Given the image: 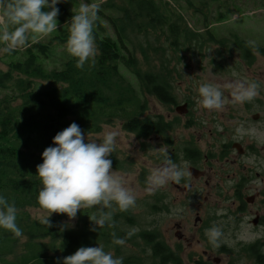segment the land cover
Here are the masks:
<instances>
[{
    "label": "trees",
    "instance_id": "1",
    "mask_svg": "<svg viewBox=\"0 0 264 264\" xmlns=\"http://www.w3.org/2000/svg\"><path fill=\"white\" fill-rule=\"evenodd\" d=\"M121 2L124 3L110 1L102 4V8L112 12L108 19L114 35L105 34L96 22L94 36L99 54L94 65L86 64L82 70L77 69L72 57L62 70L49 71L39 64V59L50 58L52 43L38 42L23 52L22 60L10 62L7 71L0 69V194L15 203L17 224L27 238L24 253L17 257V261L9 263L5 259L14 254L19 239L0 230V264H57L58 258L72 255L80 247L98 245L105 251H114V256L123 257L124 264H184L181 246L172 249L155 228L135 232L126 243L140 248L143 257L126 255L124 246L111 243L112 231L123 235L127 232L126 227L138 226L132 207L128 211L117 210L114 213L117 229L103 228L95 232L90 231L93 224L89 220V216L95 214L93 208L78 211L76 231L68 229L66 214L53 213V218H49L53 225L51 228L23 215L29 208L43 210L36 202L41 187L36 167L43 162L42 152L54 146V136L71 123L75 122L84 133L89 132L92 136L100 134L104 125L120 120L123 129L138 139L163 137L169 147L173 145L170 135L182 126L180 117L167 120L162 116H146L147 98H155L163 105H176L174 80L179 72L171 67L170 62L180 51L201 48L205 42L200 34L187 28L182 16L173 13L167 3H164L165 7L159 0ZM57 7L70 13L63 4ZM102 8H99V16L105 15ZM152 34L157 35L154 37L157 42L162 39L164 43L169 42L173 58L167 60V51L153 46ZM61 36L63 38L59 36L56 39L66 42L65 30ZM219 43L225 44L224 41ZM239 47L242 58L251 66L254 58L247 44L241 43ZM257 52L264 55V48L257 49ZM125 72L134 77L137 87ZM37 81L48 83L50 87L37 90ZM192 126L190 121L184 127ZM174 149L178 154L185 153L188 160L192 159L191 153L199 154V159H202L194 141ZM109 159L114 169H123L114 156ZM145 180L146 175L141 174V187L146 186ZM164 198L160 194L155 196L154 203L149 205L152 213L169 211ZM238 199L241 201L242 198ZM46 240L50 242L46 243ZM240 245L237 255L246 256L255 264H264L262 241ZM227 253H232V250ZM195 264L211 263L201 260Z\"/></svg>",
    "mask_w": 264,
    "mask_h": 264
},
{
    "label": "rangeland",
    "instance_id": "2",
    "mask_svg": "<svg viewBox=\"0 0 264 264\" xmlns=\"http://www.w3.org/2000/svg\"><path fill=\"white\" fill-rule=\"evenodd\" d=\"M110 1L124 3L121 0H68L62 3L70 13L59 11L57 30L39 41L43 44L52 43L50 58L48 60L40 58L39 64L49 71L62 70L72 57L65 50V42L62 43L56 38L62 37V30H65L68 36L71 17L81 3H97L99 8H102V4ZM159 1L167 3L173 13L181 15L187 28L200 34L202 41L205 42L201 48L182 50L173 58L169 42L164 43L163 39L157 42L154 38L157 37L156 34H152L151 37L154 47H162L167 51L165 56L167 60L173 58L170 62L171 67L179 73L175 74L174 80L177 104L163 105L155 98H147L146 116H162L167 120H173L175 117L182 119V126L170 135L173 145L169 147L165 138L158 136L138 139L123 129L120 120L104 125L100 134L92 135L90 138H102L105 130L119 131L118 146L112 156L120 161L123 169L119 171L113 166L112 169L124 178L126 186L136 195V203L132 207L139 222L135 228L136 232L145 228L157 229L172 249L181 246L184 264H195L201 260L211 264H217V261L218 264H255L252 259L237 254L241 243L252 244L258 240L264 243V225H252L257 213L264 216V55L257 52V49L264 48V0ZM102 9L105 15H98L97 22L105 30V34L113 36L114 32L108 19L112 12ZM221 41L225 44L221 45L219 43ZM241 43H246L252 52L254 62L251 66L242 58L239 47ZM24 51H17L18 53L12 56H0V69L7 71L10 62L22 60ZM233 71L237 72L240 78H247L260 84V92L255 100L251 103L233 104L230 94L225 92L226 103L223 110L208 111L198 107L195 102L197 87L204 82L223 83L231 80ZM125 75L137 87L134 77L127 72ZM49 87L50 84L39 81L35 85L37 90ZM188 102L191 103L188 114L176 113L177 107ZM256 115H260V118L254 121L253 116ZM190 121L195 125L185 128ZM238 123L253 129L257 135L254 137L245 135L234 139ZM192 141L201 150L202 156H208L207 166L201 164L206 177L197 179L190 173L186 179L193 188L188 195L185 194L184 187L177 190L171 183L152 194L147 193L145 187L140 186L139 179L141 174L147 177L152 169L160 166L161 157L154 149L162 147L170 155L174 148ZM235 144L245 151L243 155L234 149ZM226 145H233L232 148H228L229 161L221 159V153ZM178 164H185L184 160H180ZM186 165L190 169V166ZM207 180L210 184L206 186ZM237 185L244 190L243 197L240 196L241 201H237L235 195ZM158 194L165 196L169 211L158 213L150 211L149 205L154 203V198ZM251 198H254L253 202L249 201ZM238 205H242V212H238ZM231 213L233 217L227 218ZM23 215L24 218L28 216L31 220L39 222L50 213L29 208ZM53 216L54 214L49 218ZM196 218L202 219L204 223L201 225L195 223ZM65 223L72 231L78 229L77 217L72 221L67 219ZM214 224L223 232L224 243L218 248L209 245L204 237L205 229ZM125 229L130 230L128 227ZM179 230L184 237L182 239L176 236ZM45 242L49 243L50 240ZM26 243L27 238L23 243L19 240L14 254L7 256L5 260L9 263L17 261V257L24 253ZM124 247L126 255L136 254L143 257L140 248L130 244ZM223 248L227 251L222 252ZM229 250H232V253H227ZM111 252L115 255L114 251Z\"/></svg>",
    "mask_w": 264,
    "mask_h": 264
},
{
    "label": "clouds",
    "instance_id": "3",
    "mask_svg": "<svg viewBox=\"0 0 264 264\" xmlns=\"http://www.w3.org/2000/svg\"><path fill=\"white\" fill-rule=\"evenodd\" d=\"M66 2L68 0H0V56L24 51L49 37L57 30L60 11L57 5ZM98 12L97 3H81L71 17L65 50L75 59L77 69L82 70L86 64L94 65L99 54L94 36ZM231 76V80L223 83H201L196 89L197 106L208 111H221L226 103L225 92L230 94L233 104L254 101L259 95L260 84L240 78L235 71ZM119 135L118 130H105L102 138L93 139L89 132L84 133L73 122L54 136V146L42 152L43 162L36 167L41 184L36 202L50 213L39 221L42 225L53 227L49 219L53 213L66 214L72 221L81 209L93 208L95 214L89 216L93 224L90 231L118 228L114 213L128 211L136 203V195L126 186L124 178L112 169V160L109 159L118 146ZM245 135L254 137L257 134L238 123L233 138ZM154 150L161 157V164L146 177L147 193L152 194L170 182L179 185L190 176L188 166L176 163L166 149ZM17 214L15 203L0 194V230L11 233L23 243L26 237L17 224ZM135 232L134 227L123 235L112 231L111 243L123 247ZM204 237L213 248L224 243L222 229L215 224L205 229ZM57 264H124V261L123 257L114 256L98 245L80 247L74 254L58 258Z\"/></svg>",
    "mask_w": 264,
    "mask_h": 264
},
{
    "label": "flooded vegetation",
    "instance_id": "4",
    "mask_svg": "<svg viewBox=\"0 0 264 264\" xmlns=\"http://www.w3.org/2000/svg\"><path fill=\"white\" fill-rule=\"evenodd\" d=\"M185 105H187L188 104V107L190 106V104L191 103H184ZM183 104V105H184ZM188 114V113H187ZM193 125H195V124H193ZM195 145H196V143H195ZM197 146V145H196ZM233 146V145H232ZM232 146H230V145H226L225 146V149L222 151V153H221V159H223L224 158V160L225 161H229V149L228 148H232ZM174 151H173V153H171L170 154V157L175 161V162H179L180 160H184V163L185 164H188L189 166H190V169L191 168H195V169H197V170H199L200 172H202L203 173V175L199 178V179H202V178H204V177H206V173H205V170H203V169H201V164L202 163H204L205 164V166H207V163H208V156H206V155H203L202 156V159L200 158L199 159V154H197V153H194V154H190V158H192L191 160H188V158L185 156V153H176V150L175 149H173ZM201 151V150H200ZM187 158V159H186ZM190 169H189V171H190ZM177 190H181L182 189V187H184V192H185V194L186 195H188L191 191H192V188H193V186L191 185V184H188L189 182H188V180L186 179V180H184V181H182L181 182V184H179V185H177V184H175V183H172V182H170ZM186 184V185H185ZM205 184H206V186L207 185H209L210 184V181L209 180H207L206 182H205ZM183 185H185V186H183ZM243 188H244V186H243ZM236 189V191H235V195L237 196V199H238V197H243V195H244V190H241V186L240 185H237V187L235 188ZM240 191H242V194L240 195ZM236 199V200H237ZM237 201H239V199L237 200ZM249 201H250V199H249ZM248 200H247V202H249ZM243 210H242V205H238V212H242ZM230 216H232L233 217V213H231L230 215H228L227 216V218H230ZM196 219H200V218H196ZM231 219V218H230ZM255 219H259V223H258V226H263L264 225V216L262 217L259 213H257L256 215H255V217H254V219H253V221L255 220ZM253 221H252V225H253ZM204 223V221L202 220V219H200L199 220V222L197 223V224H203ZM179 229H180V227L179 226H177ZM176 236L179 238V239H182V238H184L183 237V235L181 234V230H179L177 233H176ZM207 254V253H206Z\"/></svg>",
    "mask_w": 264,
    "mask_h": 264
},
{
    "label": "water",
    "instance_id": "5",
    "mask_svg": "<svg viewBox=\"0 0 264 264\" xmlns=\"http://www.w3.org/2000/svg\"><path fill=\"white\" fill-rule=\"evenodd\" d=\"M188 112H189L188 105H183V106H179V107L176 108V113H178L179 115H186ZM259 118H260V115L253 116V120L254 121H257ZM233 147H234V149H236L238 151V153L240 155L244 154L245 151L241 148V146L235 144ZM190 173H191L192 176H194L197 179L200 178L203 175L202 172H200L199 170H197L195 168H191L190 169ZM250 201L253 202L254 198H251ZM199 220L200 219H196L195 223H198ZM258 223H259V219H255L253 221V225L254 226H257ZM216 263L218 264V261Z\"/></svg>",
    "mask_w": 264,
    "mask_h": 264
}]
</instances>
